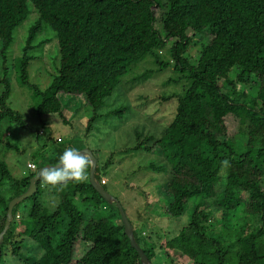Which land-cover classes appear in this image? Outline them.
<instances>
[{"label": "trees", "instance_id": "trees-1", "mask_svg": "<svg viewBox=\"0 0 264 264\" xmlns=\"http://www.w3.org/2000/svg\"><path fill=\"white\" fill-rule=\"evenodd\" d=\"M154 7L159 8L157 17ZM30 10L35 19L14 63L18 81L26 82L31 58L27 51L42 28L53 31L58 55L50 83L43 90L33 88L39 96L34 108L37 114L56 113L68 122L58 94L82 95L97 110L129 65L145 56L157 68L145 69L129 80L139 83L168 65L176 74L170 80H184L181 93L161 97L175 104L159 135L147 134L139 141L140 133H135L137 141L132 147L146 152L156 147L169 164L165 213L178 216L189 209L187 223L163 245L190 264H264V0H0L1 52ZM192 44L198 48L195 62L187 54ZM165 49L167 60L159 55ZM3 80L0 121L21 123L18 113L4 103L8 84ZM236 84H240L237 89ZM250 85L255 87L254 94L247 89ZM227 115L243 127L241 147L225 136ZM94 118V114L89 117L86 130ZM62 154L56 152L51 164L58 163ZM148 167L159 169L153 163ZM35 170L12 178L0 160V182L9 180L13 190L5 200L0 195V230L7 202L24 191ZM41 186L36 180L35 192L27 197L31 201L22 233L38 250L24 257V264H140L116 208L104 217L85 218L75 206L73 198L78 196L93 212L107 207L88 179L61 187L51 211L38 201ZM16 205L2 235L0 258L2 245L12 242L10 225L18 217ZM216 208L219 227L209 223ZM128 221L135 242L150 261L153 246L140 241ZM78 236L87 247L70 263L72 243ZM11 247L14 253L18 246Z\"/></svg>", "mask_w": 264, "mask_h": 264}, {"label": "rangeland", "instance_id": "rangeland-1", "mask_svg": "<svg viewBox=\"0 0 264 264\" xmlns=\"http://www.w3.org/2000/svg\"><path fill=\"white\" fill-rule=\"evenodd\" d=\"M29 9L32 8L29 6ZM153 10L157 17L159 8L154 7ZM34 19L35 13L30 10L26 18L13 30L11 42L3 52L0 41V95L4 90L5 79L8 91L4 103L16 111L21 119V123L9 119L0 121V160L5 162L10 176L17 179L27 175L30 171L26 163H33L36 169L44 165H56L50 162L52 156L58 151L64 152L69 147L77 151L87 149L96 162L94 178L105 180L101 187L117 199L140 241L143 239L145 245L153 246L154 256L150 263L190 264L186 257L173 253L163 245L164 241L174 236L187 223L189 213V209L178 216L165 213L169 194L164 183L168 177L169 164L156 147L150 152L132 149L137 141L135 133H140L139 141L147 134L159 135L171 118L175 104L174 100L162 101L161 97L181 93L184 80H170L174 79L176 74L169 65L160 71H152L139 83L129 80L131 76L145 69L157 68L151 57L145 56L129 65L127 73L104 99V105L97 110L93 111L84 102L82 95L58 94L62 114L67 117L68 122H62L56 113L37 114L34 108L39 96L34 95L33 88L43 90L50 83L56 74L58 55L54 33L46 26L35 34L31 41L33 47L27 51L31 58L26 66V82L21 84L18 81L14 63L21 55L27 30ZM168 45L169 42L166 47ZM197 50V45L189 46L187 54L190 61L195 62ZM159 55L168 59L166 49L160 50ZM232 76L233 70L229 73V77ZM220 81L218 80V83ZM239 87L240 84H236L235 88ZM247 89L250 94L255 93L253 85ZM92 114L95 118L90 121V127L86 130V122ZM224 125L225 136L232 139L236 147H241L245 137L241 131L243 127L237 119L227 115ZM149 163L158 165L159 169L151 170ZM262 187L264 190V180ZM60 188L50 189V186L42 183L38 201L48 211L55 207L59 199L57 191ZM11 194L13 190L9 180H2L0 195L5 200ZM241 197L244 198L243 193ZM30 201L26 198L16 205L18 217L10 225L12 242L11 245L8 241L2 245L0 264H24L23 258L31 257V254L38 250L35 242L22 233L28 222L26 214ZM73 202L83 211L85 218L104 217L110 209L116 208L114 204H107V207L100 206L97 212H93L90 206L86 208V201L80 200L78 196L73 198ZM215 211L209 223H212L213 227H219L217 219L220 212L217 208ZM1 213L2 211L0 216ZM15 245L18 247L12 253L11 246ZM86 247L87 244L79 236L76 237L72 243L70 263L77 259Z\"/></svg>", "mask_w": 264, "mask_h": 264}, {"label": "clouds", "instance_id": "clouds-1", "mask_svg": "<svg viewBox=\"0 0 264 264\" xmlns=\"http://www.w3.org/2000/svg\"><path fill=\"white\" fill-rule=\"evenodd\" d=\"M223 164L227 166L228 161H224ZM92 166H94V161L88 152H80L69 147L59 157V162L55 167L40 169L34 179L50 186V189L60 188L70 181L85 182L88 179L87 169Z\"/></svg>", "mask_w": 264, "mask_h": 264}, {"label": "water", "instance_id": "water-1", "mask_svg": "<svg viewBox=\"0 0 264 264\" xmlns=\"http://www.w3.org/2000/svg\"><path fill=\"white\" fill-rule=\"evenodd\" d=\"M78 151L88 152L91 155L90 151H88L87 149H80ZM91 157L94 161V166L88 168V174H87L88 175V183L91 185V187L98 193V195L107 204H114V206L116 207V209L119 213L120 220H121L122 225H123V233L128 238L130 246L136 251V253L138 255L139 263L140 264H151L150 261L148 260V258L143 253L142 249L135 242L133 234H132V227H131L122 207L120 206L119 202L112 195H110L107 191H105L101 187V185H99L98 181L94 178V170H95L96 162H95V159L92 155H91ZM57 164L58 163H56V165ZM56 165H44V166L38 167L35 170L34 174L29 178L28 184H27L26 188L24 189V191L19 193L18 195L14 196V197H12L7 202L6 210H5V214H4V223H3L2 229L0 230V243H1L2 235L4 234L5 230L8 227V224L11 220V209H12V207L16 203H18L19 201L26 199L28 196H30L31 194H33L35 192V190H36L35 181L36 180L34 179V177L39 172L40 169L47 168V167H55Z\"/></svg>", "mask_w": 264, "mask_h": 264}, {"label": "built area", "instance_id": "built-area-1", "mask_svg": "<svg viewBox=\"0 0 264 264\" xmlns=\"http://www.w3.org/2000/svg\"><path fill=\"white\" fill-rule=\"evenodd\" d=\"M59 140V139H58ZM33 166H35L33 163H26V167L28 168V169H34L35 167H33ZM105 183V180L103 179V178H101L100 180H99V184H104ZM17 217V216H16Z\"/></svg>", "mask_w": 264, "mask_h": 264}]
</instances>
